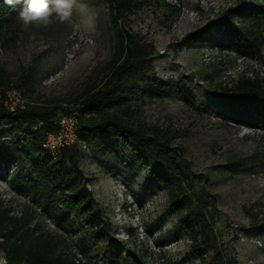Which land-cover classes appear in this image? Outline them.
Listing matches in <instances>:
<instances>
[{
    "label": "rangeland",
    "instance_id": "1",
    "mask_svg": "<svg viewBox=\"0 0 264 264\" xmlns=\"http://www.w3.org/2000/svg\"><path fill=\"white\" fill-rule=\"evenodd\" d=\"M235 2L137 0L122 16L121 26L152 46L153 59L146 77L133 84L128 114H121L148 131L157 128L155 137L168 140L184 170L185 190L209 220L201 258L169 209L167 192L115 139L99 138L96 147L81 139L84 185L103 213L110 245L121 252L122 264H264V126L211 93L232 86L240 76L263 77L264 47L261 57L242 58L226 48L218 32L211 42H223V50L211 42L181 43L185 34L203 30ZM21 7L9 6L14 19L0 30V66L13 85L26 72L22 90L29 102L74 104L98 85L113 54L107 0H73L69 18H53L47 26L25 25ZM154 79L181 83L193 97L172 87L162 91ZM0 201V212L9 208L16 218L30 217L29 236L40 230L62 233L57 211L43 209L44 200L1 169ZM66 221L71 229L64 233L65 254L78 264H105L103 243L73 215Z\"/></svg>",
    "mask_w": 264,
    "mask_h": 264
},
{
    "label": "trees",
    "instance_id": "2",
    "mask_svg": "<svg viewBox=\"0 0 264 264\" xmlns=\"http://www.w3.org/2000/svg\"><path fill=\"white\" fill-rule=\"evenodd\" d=\"M136 2L107 0L109 22L114 31L113 54L98 85L87 88L74 99V104L30 103L23 109L9 112L0 99V139L4 141L0 146V169L3 174L24 182L28 191L44 200L43 209L56 210L57 227L62 230L59 236L44 230L29 236L25 227L30 217L16 218L9 214V208H4L0 212V247L7 264H78L62 249L66 241L64 233L71 229L66 221L68 215H73L90 231L93 239L103 243L105 264H122L121 252L110 245L103 213L93 204L85 188L79 168L78 144L61 148L56 156L42 145L45 134L55 129L54 121L73 107L78 110L79 139L89 141L92 147L98 146L99 138L115 139L140 164L148 179L167 192L169 209L188 234L190 247L203 257L200 245L208 237L209 220L198 209L199 203L189 190H185L184 170L172 154L168 140L155 137L157 128L148 131L141 124H131L121 114H128L133 84L146 77L153 59L152 46L121 26L122 16L129 13ZM14 16L4 0H0V30L3 24H10ZM213 32L222 34L226 38V48L237 56L261 57L264 0H237L209 20L203 30L185 34L181 43L211 42ZM211 44L220 50L225 46L220 41ZM25 74L24 71L13 85L10 74L0 66V89H22L26 84ZM153 81L162 91L172 87L193 97L181 83ZM211 93L224 106L241 109L264 126V76L252 79L240 76L232 86ZM131 264L143 263L136 260Z\"/></svg>",
    "mask_w": 264,
    "mask_h": 264
},
{
    "label": "built area",
    "instance_id": "3",
    "mask_svg": "<svg viewBox=\"0 0 264 264\" xmlns=\"http://www.w3.org/2000/svg\"><path fill=\"white\" fill-rule=\"evenodd\" d=\"M0 99H2L4 108L13 112L17 108H25L29 102L22 89L9 87L0 89ZM78 110L70 108L67 112L61 114L55 121V129L45 134L43 147L48 150L52 156H56L61 148L71 146L80 141L77 133Z\"/></svg>",
    "mask_w": 264,
    "mask_h": 264
},
{
    "label": "clouds",
    "instance_id": "4",
    "mask_svg": "<svg viewBox=\"0 0 264 264\" xmlns=\"http://www.w3.org/2000/svg\"><path fill=\"white\" fill-rule=\"evenodd\" d=\"M4 3L15 7L22 5L19 17L25 25L47 26L53 18L65 21L71 14L73 0H4ZM0 264H7L6 255L0 252Z\"/></svg>",
    "mask_w": 264,
    "mask_h": 264
}]
</instances>
